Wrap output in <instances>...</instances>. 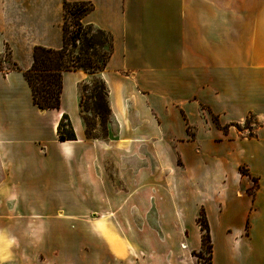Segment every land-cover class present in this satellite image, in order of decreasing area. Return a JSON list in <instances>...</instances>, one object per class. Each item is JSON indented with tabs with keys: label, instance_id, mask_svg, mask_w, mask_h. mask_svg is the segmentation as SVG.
I'll use <instances>...</instances> for the list:
<instances>
[{
	"label": "crops",
	"instance_id": "crops-1",
	"mask_svg": "<svg viewBox=\"0 0 264 264\" xmlns=\"http://www.w3.org/2000/svg\"><path fill=\"white\" fill-rule=\"evenodd\" d=\"M66 1L92 3L80 22L112 37L114 133L86 136L80 69L59 108L33 103L24 73L35 46H62L64 0H0V264H158L129 241L134 215L194 264L201 210L211 264H264V0ZM63 114L75 140H58ZM250 115L255 135L232 130Z\"/></svg>",
	"mask_w": 264,
	"mask_h": 264
},
{
	"label": "trees",
	"instance_id": "trees-1",
	"mask_svg": "<svg viewBox=\"0 0 264 264\" xmlns=\"http://www.w3.org/2000/svg\"><path fill=\"white\" fill-rule=\"evenodd\" d=\"M92 8L93 5L90 2L64 0L62 46L58 49L35 46L32 65L24 73L31 88L33 103L39 109L59 108L63 71L80 69L88 74L91 81L88 80L79 85L80 112L86 127L87 122L83 113L87 111V107L83 105V91L89 83L92 84L89 98L92 100L93 111L102 120H106L110 116L107 87L99 73L105 68L112 53V37L103 29L92 24L84 25L80 22V19ZM68 15L71 16V21L75 25V28L71 30L67 22ZM234 126L239 129L238 124H234ZM57 136L60 141L76 139L65 114L62 115L57 125ZM197 222H199L202 232L200 253L207 252L209 260H211L212 244L203 210L199 213Z\"/></svg>",
	"mask_w": 264,
	"mask_h": 264
},
{
	"label": "rangeland",
	"instance_id": "rangeland-1",
	"mask_svg": "<svg viewBox=\"0 0 264 264\" xmlns=\"http://www.w3.org/2000/svg\"><path fill=\"white\" fill-rule=\"evenodd\" d=\"M67 19H68L67 20L68 26H70L69 29L71 30L75 28V25L71 21L70 15H68ZM88 80L91 81V78H89ZM91 90H92V84L89 83V85H87L86 89L83 91V95H84L83 105L87 107V111L83 113V116L87 122V127H86V124L84 123L86 127V136L88 138L111 136L114 133V127L108 125L110 117H108L106 120L105 119L102 120L100 117H98L95 114V112L92 109V100L89 98L91 95ZM199 121L204 126L210 127L211 123H210V120H208L207 111H203L202 114L199 115ZM235 124H238L239 129H237V127L233 125L231 126L232 130L239 131V135L244 134L246 136H253L255 135V130L257 129L258 121L253 115H250V116H247L246 119H244L242 122L240 123L236 122ZM188 131L191 135L195 134V125L190 124ZM178 163L180 165H183L181 159H179ZM241 169L242 171L246 170V168L244 167H242ZM198 216L199 214L197 215V219H198ZM137 219H138L137 215L131 216L129 223H131L132 228L126 232L129 238V241L131 242L137 255L141 254L143 257L145 255H148V258H149L151 255H153V252H154L156 256L160 255L158 264H181L180 261L176 259V255L173 251V248L170 249L169 247H166L164 245H158V244L155 245L153 242L147 239V235H149L150 232H148L147 234H143V233H140V231L133 229V226H134L133 223L137 221ZM197 224L198 226H200L199 222H197ZM169 233L172 234L173 232L169 231ZM150 250H152L153 252H151ZM190 256L191 257L188 258V261L190 262L192 259L194 261V264H209V262H211V260H209L208 253L207 252L200 253V249L192 251Z\"/></svg>",
	"mask_w": 264,
	"mask_h": 264
},
{
	"label": "clouds",
	"instance_id": "clouds-1",
	"mask_svg": "<svg viewBox=\"0 0 264 264\" xmlns=\"http://www.w3.org/2000/svg\"><path fill=\"white\" fill-rule=\"evenodd\" d=\"M2 259H7V256L5 255Z\"/></svg>",
	"mask_w": 264,
	"mask_h": 264
}]
</instances>
